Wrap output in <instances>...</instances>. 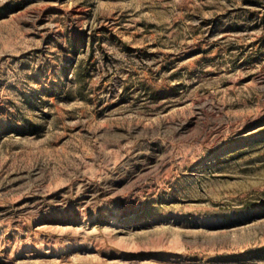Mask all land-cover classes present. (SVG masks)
<instances>
[{"label": "rangeland", "instance_id": "rangeland-1", "mask_svg": "<svg viewBox=\"0 0 264 264\" xmlns=\"http://www.w3.org/2000/svg\"><path fill=\"white\" fill-rule=\"evenodd\" d=\"M0 264H264V0H0Z\"/></svg>", "mask_w": 264, "mask_h": 264}]
</instances>
